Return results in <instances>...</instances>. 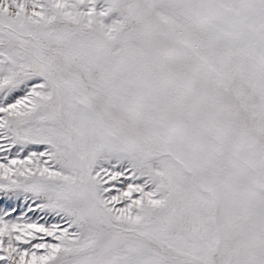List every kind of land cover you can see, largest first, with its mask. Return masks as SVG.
<instances>
[{
	"label": "snow or ice",
	"instance_id": "obj_1",
	"mask_svg": "<svg viewBox=\"0 0 264 264\" xmlns=\"http://www.w3.org/2000/svg\"><path fill=\"white\" fill-rule=\"evenodd\" d=\"M0 264H264V0H0Z\"/></svg>",
	"mask_w": 264,
	"mask_h": 264
}]
</instances>
